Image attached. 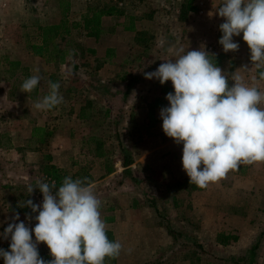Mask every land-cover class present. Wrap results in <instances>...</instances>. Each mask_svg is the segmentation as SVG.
I'll use <instances>...</instances> for the list:
<instances>
[{
  "label": "rangeland",
  "instance_id": "rangeland-1",
  "mask_svg": "<svg viewBox=\"0 0 264 264\" xmlns=\"http://www.w3.org/2000/svg\"><path fill=\"white\" fill-rule=\"evenodd\" d=\"M188 1L183 4L186 6ZM175 2L0 0V118L25 120L41 113L48 120L61 122L58 130L82 135L81 145L87 153L83 160H92L98 174L110 165L116 171L129 160L127 170L133 173L125 176V183L115 176L110 184L91 188L101 201L106 230L122 244L120 256L105 264H264V163L258 165L253 176L248 170L253 165L242 164L245 172L231 175L230 171L227 178L219 181L221 184L192 190L182 163L173 156L175 149L165 152L163 159L156 157L164 143L160 135L164 131L157 126L158 110L152 121L149 108L157 98L166 99L161 90L172 82L161 85L158 79H146L144 73L155 71L162 58L170 54L168 48L163 50L162 43L156 42L144 51L134 36L122 31L130 25L129 16H150L151 12L154 21L164 26L167 15L173 20L178 10ZM195 2L202 27L207 24L206 17L211 18L224 0L220 4L218 0ZM106 4H116L124 15L104 19L101 40L87 36L83 29H73L63 40L56 41L63 50L72 52L65 63L32 53L31 46L40 43L39 26L59 23L64 18L69 24L79 22L90 9ZM219 36L222 32L207 26L192 40L201 42L209 53L208 47ZM94 45L96 49L89 47ZM109 59L116 61L111 65ZM11 61L20 62V67L11 68ZM237 65L238 62L230 68L228 64L223 71L230 87L234 73L249 76L255 68L251 63L247 70L239 71ZM35 68L40 69V83L33 92H22L24 80L37 74ZM105 75L108 79L118 78L106 84L102 79ZM49 81L60 84L63 103L49 111L37 110L34 105L49 93ZM244 82L250 80L246 78ZM260 107L264 108V104ZM108 218L114 221H106ZM222 232L235 234L238 240L228 246L219 245L216 237ZM39 255L45 261L53 259L48 248H41Z\"/></svg>",
  "mask_w": 264,
  "mask_h": 264
},
{
  "label": "clouds",
  "instance_id": "clouds-1",
  "mask_svg": "<svg viewBox=\"0 0 264 264\" xmlns=\"http://www.w3.org/2000/svg\"><path fill=\"white\" fill-rule=\"evenodd\" d=\"M218 15L224 18L218 41L223 50L237 51L239 43L233 37L243 33L250 60L259 70L253 79L264 81V0H224ZM174 55L175 60L165 61L144 76L158 79L161 85L172 82L174 93L166 95L170 106L160 110L162 129L177 145L183 144L182 166L190 184L205 189L242 164L264 163V108L260 107L264 92L235 73L230 87L229 78L203 47L185 52L181 46ZM34 71L37 74L22 83V92H33L40 83V69ZM48 83L49 93L35 103L37 110L49 111L63 103L60 84ZM36 184L43 203L29 199L25 206L33 213L39 211L37 223L30 229L23 221L16 222L18 213L14 215L0 234L4 239L11 235L10 250L0 248L4 264H105L106 258L120 256L122 244L109 240L101 218V201L91 187L85 186V180L65 177L55 193V181L38 180ZM27 191L32 194L34 187L28 185ZM40 242L47 245L52 260L40 257Z\"/></svg>",
  "mask_w": 264,
  "mask_h": 264
},
{
  "label": "crops",
  "instance_id": "crops-1",
  "mask_svg": "<svg viewBox=\"0 0 264 264\" xmlns=\"http://www.w3.org/2000/svg\"><path fill=\"white\" fill-rule=\"evenodd\" d=\"M189 1H192V5L193 2L196 1V5L199 0ZM220 1L221 0H218V3ZM180 2L183 4L184 0H176L175 3L178 10L173 14V20H171L169 14L167 15L169 16L167 19L168 23L165 22L166 24L164 26H159L154 21V18H152L153 12L149 14L150 16H145L144 14H142L144 16H137L136 14L135 17L133 16L135 19V30L129 31L127 27H124L122 32L127 36H134L135 41L144 46V51L148 50L151 46V42L162 43L161 46L163 50L168 48V55L170 54V56L169 58H162L161 64L168 60H175V49L181 46L185 48V52L201 50V48L204 47L203 44L193 41L192 38L198 34L201 35L204 28L207 26H213L217 31L221 32L219 26L224 22V18L218 15L217 9L213 12L214 15L211 18L209 16L206 17L208 18L206 26L201 27L203 22L199 23V21L203 20L198 17L195 11L192 12L185 8V4H181L182 6L178 7ZM118 32L119 30H116L115 34H118ZM109 36L113 35L109 34L108 37ZM220 38L221 36H219L218 40L213 42L214 45H210L208 49L210 51L209 54H220L223 56V63L219 67L222 72L228 67V64H230V68H232L236 62H238L236 66L237 70H247V65L253 62L250 60V49L243 40V33H241L240 36L233 37L234 42L239 43V49L235 52H225L222 45L218 42ZM95 40L98 41L101 40V38ZM89 47L91 49H96L94 48L96 45ZM170 48L172 49L171 52L169 51ZM157 55L160 56L159 54ZM115 61L114 59H109L108 64L112 65ZM257 71L258 70L254 68V71H252L249 76L244 75L242 77L244 80L246 78L250 80V83H247L248 85L252 86L255 84V86L263 92L264 81L257 82L253 79L257 77ZM104 77L105 78L102 79L106 84L109 83V79L112 83L113 79L116 80L118 78V76H113L108 79L106 75ZM93 78L95 79L94 76ZM121 79H125L124 74H122ZM133 79L134 81L136 80V78ZM126 89L129 91L128 88ZM168 103L169 101L165 99V107L170 106ZM155 110H158L155 115L158 121L157 126L162 129L163 121L160 117L161 108H156ZM60 123L59 121L54 122L48 120L44 114L41 113L25 120L17 118L12 119L10 117L5 119L0 118V234H2L3 227L13 222V217L16 213L19 214L20 218L31 212V208L25 206V202L29 199L33 201L35 193L39 190L35 188L37 186L36 182L38 180L43 182L48 172L51 171L52 166L57 168V175L60 180L59 186L62 185L64 178L69 176L73 180H85V186L91 188L101 183L110 184L115 176L121 177V184H123L122 182L125 183V179L127 178L125 176H128L129 173H133L127 170L130 168L129 165H122V167L118 168L116 171H114L110 165L105 166L103 172L98 174L95 163L92 162V160H83L87 153L81 145L82 135L72 136L70 133L69 135L63 133L64 131L58 130ZM160 135L163 137L162 140L164 143L159 147L160 150L158 154H156L157 159H163L162 157H164L165 152L175 149V152H173L175 155L173 156H177L178 160L182 163V143L177 145L174 140L167 137L165 133H161ZM79 145H81L80 148L78 147ZM47 148H50V151H47ZM136 164L138 167L139 161H136ZM259 164L260 163L254 164L249 167L248 170L252 176L257 174L256 169H258ZM245 171L246 169L240 166L239 170L232 171L231 175H239ZM219 184L221 183L219 182ZM28 185L34 187L32 194L27 191ZM256 189L259 188L257 187ZM256 196L257 195L254 197ZM1 243L2 235H0V247ZM0 264H4V259L2 257H0Z\"/></svg>",
  "mask_w": 264,
  "mask_h": 264
},
{
  "label": "trees",
  "instance_id": "trees-1",
  "mask_svg": "<svg viewBox=\"0 0 264 264\" xmlns=\"http://www.w3.org/2000/svg\"><path fill=\"white\" fill-rule=\"evenodd\" d=\"M122 1V0H118ZM188 10L194 12L196 11V7L192 5V1H189L186 5ZM68 11V4L64 6V12ZM124 15L123 11L116 4H106L99 8H93L88 11L87 14L83 15L81 21L79 22H69L64 18L59 23L55 24H46L38 27L39 31V39L40 43L34 44L31 46V51L36 56L46 58L48 61L58 60L61 63H65L67 57L70 55V51L66 48L63 50L60 44L56 41L58 39L63 40L66 36L70 35L73 29H83L86 32V35L89 37H94L99 39L103 33V19L106 17L113 16H122ZM130 25L127 27L129 31L135 30L134 17H129ZM93 52V51H92ZM209 58L213 61V63L220 67L223 63V56L220 54H209ZM11 68L16 69L19 68L21 63L18 61L8 62ZM259 71V70H258ZM257 71V77H258ZM170 92H174V88L172 83L168 86H164L161 90L162 95H167ZM156 103L152 104L149 108V115L154 119V113L156 108L165 107V98H157ZM155 121V120H154ZM157 121V120H156ZM125 166L130 165L129 160L124 163ZM47 178L54 180L56 186H59V177L57 175V168L52 166L51 171L48 172ZM195 184H192V190H200ZM57 190V188H56ZM106 221L113 222V218H108ZM106 234L109 240L114 241V235L110 230H106ZM238 240V236L232 233H218L216 237V242L222 246H228L232 242H236ZM41 248H38L40 251ZM114 259L106 258L105 262H111ZM207 264H227L225 261L221 262H209Z\"/></svg>",
  "mask_w": 264,
  "mask_h": 264
},
{
  "label": "built area",
  "instance_id": "built-area-1",
  "mask_svg": "<svg viewBox=\"0 0 264 264\" xmlns=\"http://www.w3.org/2000/svg\"><path fill=\"white\" fill-rule=\"evenodd\" d=\"M204 1H208V0H204ZM201 5H203V2L199 3V7H201ZM202 12V9H200V13ZM211 50V49H210ZM54 180H51L50 178H45L43 182L49 183L51 184V182H53ZM57 190L53 189V192L55 193ZM33 203L38 204V205H42L43 203V194L40 192V190H38L34 197H33ZM39 214V211L33 213L32 210L29 214L23 215L22 217L19 218V221H16L17 223L20 221H23L26 225V227H29L30 229H33L37 223V221L35 220V216H37ZM8 226V225H7ZM5 226L2 230V233L4 232V229L7 227ZM32 238L33 241L35 242V235L34 233L32 234ZM10 243H11V235L9 234L8 239H4L2 236V243H1V248L4 250H10ZM38 248H48L47 245L43 242H40L38 244Z\"/></svg>",
  "mask_w": 264,
  "mask_h": 264
}]
</instances>
